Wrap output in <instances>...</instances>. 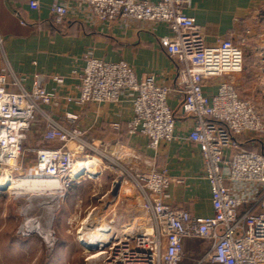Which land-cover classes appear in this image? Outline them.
<instances>
[{
  "label": "built area",
  "instance_id": "2783aa9c",
  "mask_svg": "<svg viewBox=\"0 0 264 264\" xmlns=\"http://www.w3.org/2000/svg\"><path fill=\"white\" fill-rule=\"evenodd\" d=\"M191 4L192 0H52L49 11L57 23L80 15L90 23L123 19L167 27L169 35L157 43L178 64L180 111L193 120L186 140L200 152L201 176L210 186L211 217H194L168 204L172 182L166 170L156 168L153 156L121 143L89 140L74 114L65 115L69 128L53 123L43 109L55 98L46 87L47 76L34 74L25 89L24 79L8 67L0 72L1 177L50 178L67 187L77 179L70 175L75 161L96 159L99 171L95 175L108 170L115 176L108 199L123 185L130 186L135 195L142 217L135 227L127 226L128 232L120 230V223L115 226L118 231L109 228L108 242L93 249L98 256L93 264H264V155L237 148L233 142L244 134L264 136V114L241 99L231 83L220 82L211 96L202 91L205 78L241 72L249 35L237 42L225 38L206 44L201 27L185 13ZM27 5L33 11L40 9L37 0ZM259 40L264 42V30ZM2 46L0 38V52ZM259 60L263 62L264 57ZM84 61L78 74V96L66 98V106H113L129 93L132 108L127 136L147 138L150 152L175 139V117L167 102L170 92L156 83L153 74L138 80L127 63L90 56ZM49 78L57 85L64 82L56 75ZM260 85L264 89V79ZM39 116L51 126L42 138L58 146L31 152L25 147L26 136ZM30 155L33 158L26 166ZM186 241L202 244L195 260L185 257ZM85 262L90 264V257Z\"/></svg>",
  "mask_w": 264,
  "mask_h": 264
},
{
  "label": "crops",
  "instance_id": "0c3cea01",
  "mask_svg": "<svg viewBox=\"0 0 264 264\" xmlns=\"http://www.w3.org/2000/svg\"><path fill=\"white\" fill-rule=\"evenodd\" d=\"M29 1L0 0V38L3 39L0 72L8 67L18 78L24 79L21 84L25 89L31 86L34 74L47 76L46 87L55 98L50 106L43 109L53 123L69 128L65 115L74 114L89 140L125 144L153 156L156 168L166 170L172 182L168 204L175 209H185L194 217H211L210 186L201 176L200 152L196 145L186 140L193 120L180 111L183 98L176 77L178 64L157 43L158 38L169 35L167 27L123 19L112 23H90L80 15L67 16L57 23L49 11L52 0H37L39 11L30 10ZM147 1L154 3L158 0ZM185 13L201 27L208 45L225 38L237 42L249 35L241 72L220 79L205 78L203 94L211 96L216 93L220 82H228L235 87L241 99L262 107L264 89L260 82L264 79V61L259 59L264 57V42L259 39L264 30V0H192ZM85 56L127 63L134 68L138 80L147 73L153 74L156 83L170 92L167 102L175 117V139L161 143L156 152H150L147 138L127 136L126 127L132 108L129 93L120 97L119 103L113 106H66V98L78 96V74L85 66ZM52 75L64 78L63 84L53 83L49 78ZM12 89L16 90L9 87ZM50 128L47 121L39 116L27 133L25 147L31 152L57 147V142H47L42 138ZM233 142L237 148L250 152L258 148L264 152V136L244 134L235 137ZM256 143L259 147L255 146ZM224 157H227V151Z\"/></svg>",
  "mask_w": 264,
  "mask_h": 264
},
{
  "label": "rangeland",
  "instance_id": "374dc122",
  "mask_svg": "<svg viewBox=\"0 0 264 264\" xmlns=\"http://www.w3.org/2000/svg\"><path fill=\"white\" fill-rule=\"evenodd\" d=\"M254 106L264 112V105ZM30 157L33 158L27 156L26 166ZM87 177L74 179L67 187L60 183L57 190L25 191L15 187L20 183L17 179L14 185L0 186V264H87L86 259L97 254L79 247L78 236L85 219L102 216L101 211L106 207L103 219L109 221L117 216L126 228L142 217L130 186H119L115 197L107 198L115 181L111 172L104 171L93 179ZM51 193L56 198L44 210L43 204ZM25 194H30L32 199L27 213L22 215L19 205ZM36 206H41L39 214L33 210ZM26 223L37 228L26 231L28 234L24 237L20 230ZM96 225L95 221L89 224L90 227ZM115 226L116 223L111 228L118 231ZM201 247L200 242L190 243L186 247L189 259L195 260Z\"/></svg>",
  "mask_w": 264,
  "mask_h": 264
},
{
  "label": "bare ground",
  "instance_id": "6f19581e",
  "mask_svg": "<svg viewBox=\"0 0 264 264\" xmlns=\"http://www.w3.org/2000/svg\"><path fill=\"white\" fill-rule=\"evenodd\" d=\"M98 161L96 159H85L80 158L78 161L74 162L73 169L71 171V176L73 177H79V176H88V179L95 178V174L98 172ZM19 181L20 183L16 184V188H23L25 191H35V190H43V189H52L57 190L60 184H57L55 181L51 180L50 178H32V177H23V178H6L4 176L0 177V186L4 185H14L15 180ZM56 198V195L54 193H51L50 197L46 200V202L43 204L44 210H47L48 204H50L54 199ZM32 199V196L30 194H25L23 198V202L19 205V210L22 213V215H25L29 209L30 201ZM107 209V207H106ZM106 209L104 208L101 212L102 216H94L89 217L83 221L82 229L79 233L78 239L81 243H79V247L84 251L88 250L83 245H91L96 247H101L102 245L106 244L108 242V232L109 228L114 223H121V221L116 218L117 216H114L109 221H105L103 219L104 214H106ZM31 210V209H30ZM34 212L40 213L41 206H36L34 209ZM32 211V210H31ZM91 218V219H90ZM95 221L98 225L95 227H90L89 224L91 221ZM136 221L134 222L132 227H135ZM31 227L29 224H24L23 227L20 230V234L22 236H27L26 231H30ZM35 227L34 229H36ZM137 229V228H136ZM120 230H123L124 232H128V228L126 226L121 225ZM98 256L94 255L90 257L91 262H93Z\"/></svg>",
  "mask_w": 264,
  "mask_h": 264
},
{
  "label": "trees",
  "instance_id": "16d2710c",
  "mask_svg": "<svg viewBox=\"0 0 264 264\" xmlns=\"http://www.w3.org/2000/svg\"><path fill=\"white\" fill-rule=\"evenodd\" d=\"M258 144H259V143H256L255 146L259 147ZM258 151H259V149L257 148L256 151H254V152H257V153H263V154H264L263 151H259V152H258ZM192 242H193V241H186L185 244H184V254H185V257H186V259H187L188 261H191V260H193V259H191V258L189 259L188 255L186 254V252H187L186 247L189 246V244L192 243ZM197 242H199V241H197ZM200 243H201V242H200ZM201 250H202V249H201ZM201 250H199L197 254L201 253V252H200ZM191 253L194 254L195 252H194L193 250H191Z\"/></svg>",
  "mask_w": 264,
  "mask_h": 264
},
{
  "label": "water",
  "instance_id": "95a60500",
  "mask_svg": "<svg viewBox=\"0 0 264 264\" xmlns=\"http://www.w3.org/2000/svg\"><path fill=\"white\" fill-rule=\"evenodd\" d=\"M7 179L9 178V177H6ZM81 243V242H80ZM85 248H87L88 250H93V249H95L96 248V246H91V245H83Z\"/></svg>",
  "mask_w": 264,
  "mask_h": 264
}]
</instances>
